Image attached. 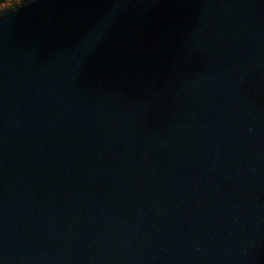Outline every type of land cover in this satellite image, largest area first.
Here are the masks:
<instances>
[{"label":"water","instance_id":"95a60500","mask_svg":"<svg viewBox=\"0 0 264 264\" xmlns=\"http://www.w3.org/2000/svg\"><path fill=\"white\" fill-rule=\"evenodd\" d=\"M0 264H264V0L0 16Z\"/></svg>","mask_w":264,"mask_h":264},{"label":"trees","instance_id":"16d2710c","mask_svg":"<svg viewBox=\"0 0 264 264\" xmlns=\"http://www.w3.org/2000/svg\"><path fill=\"white\" fill-rule=\"evenodd\" d=\"M34 0H0V16L18 10Z\"/></svg>","mask_w":264,"mask_h":264}]
</instances>
